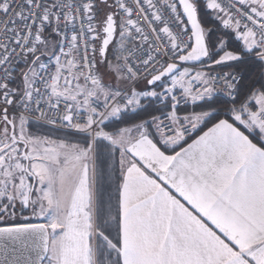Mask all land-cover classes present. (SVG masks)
<instances>
[{"label": "snow or ice", "instance_id": "snow-or-ice-1", "mask_svg": "<svg viewBox=\"0 0 264 264\" xmlns=\"http://www.w3.org/2000/svg\"><path fill=\"white\" fill-rule=\"evenodd\" d=\"M0 264H264V0H0Z\"/></svg>", "mask_w": 264, "mask_h": 264}, {"label": "rangeland", "instance_id": "rangeland-1", "mask_svg": "<svg viewBox=\"0 0 264 264\" xmlns=\"http://www.w3.org/2000/svg\"><path fill=\"white\" fill-rule=\"evenodd\" d=\"M114 122H115V121L111 122L110 127H115L114 124H113ZM44 128H45V127H39V128H34V130H35V131H38V132H40V133H44V134H51V135H53V136H55V135H63V132H55V131H53V132L50 133L49 130H46V129H44ZM46 131H47V132H46ZM72 138H73V139H80V138L75 137V136H73ZM103 189H104V191H105V194H107V192L111 190L107 184H105V185L103 186Z\"/></svg>", "mask_w": 264, "mask_h": 264}, {"label": "trees", "instance_id": "trees-1", "mask_svg": "<svg viewBox=\"0 0 264 264\" xmlns=\"http://www.w3.org/2000/svg\"><path fill=\"white\" fill-rule=\"evenodd\" d=\"M204 10L202 9V12H203ZM205 15L207 16V13H205ZM207 18L208 19H211V17L210 16H207ZM214 22V21H213ZM114 126H116L117 124H120V122L119 121H115L114 123ZM121 126H123V125H121ZM44 129H46V130H49L47 127H45ZM47 132V131H46ZM75 137H78V138H80L78 135H74Z\"/></svg>", "mask_w": 264, "mask_h": 264}]
</instances>
